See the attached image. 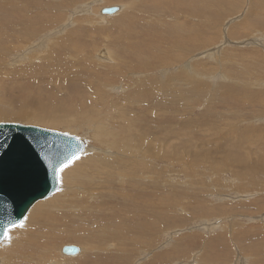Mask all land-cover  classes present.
Wrapping results in <instances>:
<instances>
[{
	"label": "rangeland",
	"instance_id": "obj_1",
	"mask_svg": "<svg viewBox=\"0 0 264 264\" xmlns=\"http://www.w3.org/2000/svg\"><path fill=\"white\" fill-rule=\"evenodd\" d=\"M89 88L108 102L102 123L82 120L96 109L77 100ZM119 116L151 128L154 155L135 154L133 175L121 168L125 182L103 179L89 198L77 172L92 158L116 171L119 146L92 138L135 127ZM3 122L89 148L8 231L0 264H264V0H0Z\"/></svg>",
	"mask_w": 264,
	"mask_h": 264
},
{
	"label": "water",
	"instance_id": "obj_2",
	"mask_svg": "<svg viewBox=\"0 0 264 264\" xmlns=\"http://www.w3.org/2000/svg\"><path fill=\"white\" fill-rule=\"evenodd\" d=\"M117 10V7H105L102 13L112 14ZM61 133L20 123H0V243L5 231L23 222L36 203L57 191L59 182L54 178L53 167L73 152L84 151L83 140ZM22 145L26 147L21 152L18 148ZM79 252L75 245L61 248L66 256Z\"/></svg>",
	"mask_w": 264,
	"mask_h": 264
},
{
	"label": "bare ground",
	"instance_id": "obj_3",
	"mask_svg": "<svg viewBox=\"0 0 264 264\" xmlns=\"http://www.w3.org/2000/svg\"><path fill=\"white\" fill-rule=\"evenodd\" d=\"M3 1V0H2ZM6 2V1H5ZM8 3V2H7ZM114 3V2H113ZM5 4V3H4ZM9 4V3H8ZM24 5V4H23ZM105 8V7H104ZM100 9L99 10V16L103 17V15H110V14H103L102 13V10L104 9ZM108 8H111V7H108ZM120 9H118L116 11V13L119 11ZM81 11V10H80ZM79 12V11H78ZM86 13V12H85ZM113 14V13H112ZM72 16V15H71ZM118 16V15H117ZM126 15H124L125 17ZM105 17V16H104ZM103 17V18H104ZM197 17V16H196ZM127 18V16H126ZM47 23V22H46ZM69 23V22H67ZM71 23V22H70ZM72 24V23H71ZM67 25V24H66ZM125 26H128V25H125ZM166 31V30H165ZM29 32V31H28ZM52 32V31H51ZM183 32V31H182ZM33 33V32H32ZM32 33H28L27 36L31 35ZM187 33V32H186ZM58 35V32L57 34H55V36ZM123 35V34H122ZM168 38V37H167ZM20 37H17L15 40H19ZM23 39V38H22ZM256 41V40H255ZM63 43V42H62ZM180 43V42H178ZM61 44V43H60ZM68 44V43H67ZM66 44V45H67ZM257 44V43H256ZM69 47V46H68ZM67 47V48H68ZM64 48V47H63ZM182 48V47H181ZM195 48V47H194ZM190 50V49H189ZM155 51V50H154ZM183 52V51H181ZM214 52V51H212ZM210 52V53H212ZM205 53H209V51H205ZM211 56V54H209ZM17 56V55H16ZM184 56V55H183ZM98 57L99 59L101 60H107L109 58V55L107 53V51L103 52L102 55L101 54H98ZM25 59V58H24ZM27 59V58H26ZM20 60V58H19ZM111 60V59H110ZM100 61V60H99ZM145 66V65H144ZM147 66V65H146ZM143 68V67H142ZM138 69V68H137ZM146 69V68H145ZM163 69V68H162ZM186 70V69H185ZM110 71V70H109ZM142 71V70H141ZM190 74V73H189ZM193 83V82H192ZM181 85V84H180ZM85 86V85H84ZM149 87V86H148ZM175 88V87H174ZM195 88V87H194ZM89 91L91 90L90 88L88 89ZM196 91V90H195ZM194 91V93H195ZM164 92V91H163ZM197 92V91H196ZM153 93V92H151ZM165 93V92H164ZM82 94V93H81ZM92 92L90 91V94L87 93V94H84V95H81L79 96V98L77 99L79 103L81 104H84V102L87 104V105H92V106H96V109H93V111L91 112L92 113V116H88L86 119H82V120H85V121H89L91 122L92 120H95V122L98 124L99 123H102L101 121V114L99 112V109L97 110V106H103L104 107V104H107L108 102H106L105 98L102 96L101 98L97 97L96 95L95 96H92L91 95ZM138 94V93H137ZM155 94V93H154ZM209 94V93H208ZM233 94V93H232ZM139 95V94H138ZM137 95V96H138ZM146 95V93L144 94ZM149 95V94H148ZM207 95V94H206ZM210 95V94H209ZM140 97V96H138ZM228 98L230 99H235L234 97H236L235 95L232 96L230 93L227 95ZM208 98V97H207ZM239 99V98H238ZM166 100V99H165ZM168 100V99H167ZM211 100V99H210ZM174 102V101H172ZM231 102V101H230ZM80 104H78L79 106ZM227 105V104H226ZM77 106V107H78ZM82 105H80L79 107H81ZM78 107V109H79ZM106 107V106H105ZM157 107V106H156ZM88 109V108H87ZM179 109V108H178ZM80 110V109H79ZM85 110V109H84ZM105 110V109H104ZM105 112V111H104ZM111 112V111H110ZM3 113V112H2ZM21 113V111H20ZM89 113V112H88ZM15 114V113H14ZM110 114V113H109ZM150 114V113H149ZM172 114V113H171ZM235 114V113H234ZM2 115H5L4 113ZM17 116V115H16ZM103 116V115H102ZM105 116V115H104ZM114 116V115H113ZM158 116V115H157ZM163 116V115H162ZM15 117V116H14ZM24 117V116H23ZM85 117V116H84ZM98 117V118H97ZM108 117V116H107ZM110 119V118H109ZM145 119V118H144ZM149 119V117H148ZM152 119V118H151ZM150 119V120H151ZM199 119V118H198ZM97 120V121H96ZM114 120V118H113ZM112 120V121H113ZM146 120V119H145ZM168 120V119H167ZM101 121V122H100ZM104 121V120H103ZM115 121V120H114ZM135 121V120H134ZM148 121V120H147ZM146 121V122H147ZM88 122V123H89ZM94 122V121H93ZM124 122H128V123H132L133 121H129L127 118L124 119L123 116H119L118 117V123H119V126L121 125V123H124ZM145 122V121H144ZM95 123V124H96ZM104 123V122H103ZM151 123V122H150ZM148 123V124H150ZM157 123V122H156ZM166 123V122H165ZM133 124V123H132ZM153 124V123H152ZM174 124V123H173ZM180 124V123H179ZM104 125V124H103ZM135 127L133 128H130L131 126H129V128L126 130H124L122 133L121 132H117L116 128L114 126H112V124H107L106 126L109 127L116 135L117 137L115 138L113 134L111 135H107L104 133V136L103 139L102 138H98L97 136H93L92 139H94L96 142H98L99 144L101 143L102 145L104 143H106L107 145V148H118L117 146H119L118 149H116L118 151L116 157H111V164H110V168H113L114 166H116V171H107V169H105V165L107 164V160H102L103 162L102 163H89V161L93 160L92 159H89L87 161L84 162V165L85 166L84 168H79L78 172H77V176H76V183L77 184H80L82 185L84 191H85V194L89 197V198H93L94 197V194L95 192L94 191H97V190H101L103 191V179H106V183H111L113 185V182L115 180H117V182H123L124 181V178H125V173H123V169L120 170L121 168H125V169H130V172L129 173H133L135 172V168L134 166L131 167V161H135L136 158H137V155H139L140 157H142V159L144 160H148V155L149 156H153L154 155V140L152 139V141L150 140H144L146 139L147 137H145L146 135H149L151 133V128L148 126V128L145 126L144 128L142 127V125H135L133 124ZM145 125V124H144ZM143 125V126H144ZM166 125V124H165ZM208 125V124H207ZM236 126V125H235ZM37 127V126H36ZM126 127V125H125ZM169 127V126H168ZM226 127V126H224ZM123 129V128H122ZM153 129V128H152ZM194 129V128H193ZM119 130V128H118ZM178 130V129H177ZM165 131H170V128L169 129H165V127H161V131L159 130V132H165ZM176 131V130H175ZM212 131V130H211ZM107 132V131H106ZM134 132V133H133ZM154 132V131H153ZM156 132V130H155ZM170 132H173V131H170ZM154 134V133H153ZM157 134V133H155ZM172 134V133H171ZM177 134V133H176ZM131 135H136V138L134 139V143H132L131 146L128 147L127 143H126V140H125V136H131ZM165 135V133L163 134ZM173 135V134H172ZM233 135V134H232ZM71 136V135H70ZM106 136L109 137V140L108 138H106ZM155 136V135H154ZM213 136V134H212ZM238 136V134H237ZM75 137V136H74ZM158 137V136H157ZM173 137V136H172ZM247 137V136H246ZM134 138V137H133ZM150 138V137H149ZM174 138V137H173ZM176 138V137H175ZM196 138H199V137H196ZM241 139V137H239ZM170 139V138H169ZM82 140V139H81ZM171 140V139H170ZM192 141V139H191ZM194 141V140H193ZM197 141H199L197 139ZM130 142H133V141H130ZM196 142V141H195ZM202 144H203V141H201ZM206 142V141H204ZM171 143V142H170ZM85 144V143H84ZM100 144V145H101ZM211 144V143H210ZM204 145V144H203ZM208 145V144H207ZM228 145V144H227ZM116 146V147H115ZM198 146V145H197ZM170 147V145H169ZM178 147V146H177ZM88 146L85 144V149L82 153H80L79 155L85 153L86 151H88ZM103 149V148H102ZM188 149V148H187ZM107 150H110V149H107ZM107 150L106 149H103L101 150V152L107 153ZM112 150V149H111ZM210 150V149H209ZM156 151V150H155ZM172 151V150H171ZM206 151V150H205ZM170 152V151H169ZM209 152V151H208ZM110 153V151H109ZM188 153V152H187ZM137 154V155H135ZM182 154V153H181ZM193 154V153H192ZM201 154V153H200ZM230 154V153H229ZM172 156V155H171ZM196 156V155H195ZM167 157V156H166ZM175 157V156H174ZM178 157V156H177ZM176 157V158H177ZM189 157V156H188ZM193 157V156H192ZM225 157V156H224ZM90 158V157H89ZM161 158H163L161 156ZM160 158V159H161ZM168 158V157H167ZM115 159V161L113 160ZM178 159V158H177ZM186 159V158H185ZM189 159V158H188ZM191 159V158H190ZM198 159V158H197ZM211 159V158H209ZM153 160V159H151ZM176 160V159H175ZM94 161V160H93ZM181 161V160H180ZM190 161V160H188ZM150 162V161H149ZM187 162V160H186ZM185 162V163H186ZM89 163V164H88ZM173 163V162H172ZM201 163V162H200ZM184 164V163H183ZM150 167V166H149ZM158 167V166H157ZM211 167V166H210ZM82 169V170H81ZM144 169V168H143ZM146 169V168H145ZM109 170V169H108ZM120 170V171H119ZM127 171V170H126ZM127 173V172H126ZM143 173V172H142ZM146 173V172H145ZM144 173V174H145ZM151 174V173H150ZM149 174V175H150ZM130 175V174H129ZM146 177V176H145ZM131 178V177H130ZM134 180V179H133ZM125 182V181H124ZM124 185V184H123ZM84 196H82L80 198V200H85L83 199ZM128 197V196H127ZM223 201V200H222ZM68 202V201H67ZM75 201H73L72 203H74ZM70 203V204H72ZM37 204V203H36ZM63 204V203H62ZM133 204V203H132ZM98 207L100 206L99 202L98 204H96ZM95 205H93L94 207ZM25 219V218H24ZM24 221V220H23ZM214 225V224H213ZM17 228V227H15ZM13 228V229H15ZM11 230V229H10ZM9 230V231H10ZM12 231V230H11ZM116 231V230H115ZM122 231V230H121ZM120 232V231H119ZM29 235V234H28ZM31 235V234H30ZM31 237V236H30ZM34 237V236H33ZM33 237L30 238L33 239ZM4 241V240H3ZM2 241V242H3ZM112 246V245H111ZM63 247V246H62ZM61 247V248H62ZM98 247V246H97ZM22 248V247H21ZM36 248V247H35ZM44 248V247H43ZM46 248V247H45ZM44 248V249H45ZM41 249V248H40ZM7 251V250H6ZM25 251V250H24ZM28 251V250H27ZM81 252V251H80ZM62 254V253H61ZM23 255V254H22ZM63 255V254H62ZM29 256V255H28ZM63 256H66V255H63ZM76 256V255H75ZM35 257V255H34ZM38 257V256H37ZM47 257V256H46ZM67 257H71V256H67ZM39 258V257H38ZM37 259V258H36ZM22 261V260H21ZM17 262V261H16Z\"/></svg>",
	"mask_w": 264,
	"mask_h": 264
},
{
	"label": "snow or ice",
	"instance_id": "obj_4",
	"mask_svg": "<svg viewBox=\"0 0 264 264\" xmlns=\"http://www.w3.org/2000/svg\"><path fill=\"white\" fill-rule=\"evenodd\" d=\"M61 135L67 136V133H61ZM26 147V145H22L18 148L19 151H23L24 148ZM30 151V149H29ZM80 158V155L78 152H73L71 155L66 156L64 159H62L58 164H56L53 167V175L54 178L57 180V182H61V173L68 168L74 161L78 160ZM45 159H48L47 156H45ZM47 182V176H45V183ZM13 203H15V200H13ZM12 227H20L23 228L24 224L23 222L19 223V224H13ZM4 240L6 241H11V237L9 236L8 232L5 231L4 233Z\"/></svg>",
	"mask_w": 264,
	"mask_h": 264
}]
</instances>
